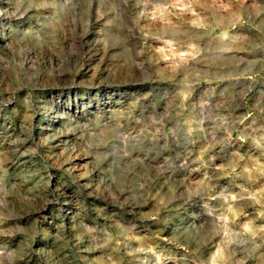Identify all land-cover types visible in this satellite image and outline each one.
Returning a JSON list of instances; mask_svg holds the SVG:
<instances>
[{"label": "rangeland", "instance_id": "1", "mask_svg": "<svg viewBox=\"0 0 264 264\" xmlns=\"http://www.w3.org/2000/svg\"><path fill=\"white\" fill-rule=\"evenodd\" d=\"M0 264H264V0H0Z\"/></svg>", "mask_w": 264, "mask_h": 264}]
</instances>
